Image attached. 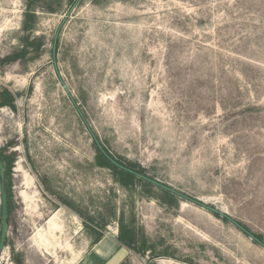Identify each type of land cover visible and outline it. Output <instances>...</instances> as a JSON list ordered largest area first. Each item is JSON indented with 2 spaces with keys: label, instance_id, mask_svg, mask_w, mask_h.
Here are the masks:
<instances>
[{
  "label": "rangeland",
  "instance_id": "1",
  "mask_svg": "<svg viewBox=\"0 0 264 264\" xmlns=\"http://www.w3.org/2000/svg\"><path fill=\"white\" fill-rule=\"evenodd\" d=\"M71 7L0 0V264H264V0ZM95 140L182 196L119 182Z\"/></svg>",
  "mask_w": 264,
  "mask_h": 264
},
{
  "label": "trees",
  "instance_id": "2",
  "mask_svg": "<svg viewBox=\"0 0 264 264\" xmlns=\"http://www.w3.org/2000/svg\"><path fill=\"white\" fill-rule=\"evenodd\" d=\"M70 4H73L75 0H69ZM33 9L31 5H27V9L24 13V21H23V26H22V31L27 30V25H26V18L32 17L33 16ZM30 28V27H28ZM26 52V45L21 44V48L17 50V52L12 53V55H8L7 57L4 58V60H13V58H16L17 55L24 56ZM14 102V97L7 91V90H1L0 91V107L2 106H9V107H14L13 105ZM96 139V138H95ZM97 140V139H96ZM99 145L95 147V161L98 166L101 167H106L111 169L117 180L121 183H133V182H145L147 184H150L148 179H151V177L147 176L146 170L144 167H142L140 164L135 163L133 161H129L126 159H123L120 156H114L112 155L108 149L103 145V143L98 142ZM0 161L2 162L3 165V172H4V184H5V190L7 193V210H8V217L11 212V195L9 191V186L6 182L8 176H9V171H10V165L7 164L6 162V157L2 153V150L0 149ZM148 178V179H147ZM154 184V183H153ZM164 189V188H163ZM166 190V189H164ZM169 190H166V192ZM215 215H218L217 213H214ZM8 221V218H7ZM9 223V221H8ZM104 224L101 225L103 227ZM241 226V225H240ZM244 230H247L245 227H243ZM124 228L122 227V231ZM125 232V231H124ZM122 232L121 236L119 237L120 242H122L123 245L127 247H131L133 243V235L131 233V229L126 231V233ZM102 233L96 232L95 237L92 239V242L95 244L100 241L102 238ZM255 240H262V235L254 234ZM7 244V240L5 241V246ZM16 264H20V262L16 261Z\"/></svg>",
  "mask_w": 264,
  "mask_h": 264
},
{
  "label": "water",
  "instance_id": "3",
  "mask_svg": "<svg viewBox=\"0 0 264 264\" xmlns=\"http://www.w3.org/2000/svg\"><path fill=\"white\" fill-rule=\"evenodd\" d=\"M77 0H75V2L72 4V7L76 4ZM71 7V9H72ZM71 9L67 12L66 16L69 15ZM60 27V25H59ZM59 27L58 29L56 30L55 34H54V38H53V44H52V50L54 52L55 50V44H56V39H57V36H58V32H59ZM96 144H98V142L95 140ZM3 178H4V172H3V165H2V162L0 161V253L2 252L3 248L5 247V241H6V236H7V232H8V228H9V224H8V221H7V218H8V210H7V193H6V190H5V184H4V181H3ZM148 179V178H147ZM150 182L166 189V190H169L170 192L172 193H175L177 195H180L182 196L181 194H179L178 192H176L175 190L167 187V186H164L154 180H151V179H148ZM202 207L212 211L213 213H217L218 215H221L223 216V214H221L219 211H216L214 209H212L211 207H208L206 205H203L201 203H199ZM240 229H242L243 231L244 228H242L241 226H239ZM251 237L254 238V236L250 235ZM258 243H260L262 246H264V244L257 240Z\"/></svg>",
  "mask_w": 264,
  "mask_h": 264
},
{
  "label": "crops",
  "instance_id": "4",
  "mask_svg": "<svg viewBox=\"0 0 264 264\" xmlns=\"http://www.w3.org/2000/svg\"><path fill=\"white\" fill-rule=\"evenodd\" d=\"M115 254H117V258L115 260L111 259ZM126 256V251L123 248L117 249L114 254L104 262V264H118L122 258Z\"/></svg>",
  "mask_w": 264,
  "mask_h": 264
}]
</instances>
